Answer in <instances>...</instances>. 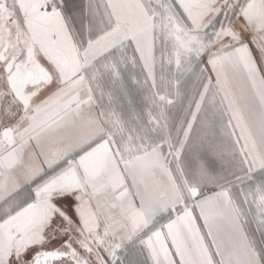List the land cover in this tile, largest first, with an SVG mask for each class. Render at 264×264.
<instances>
[{"label":"snow or ice","instance_id":"1","mask_svg":"<svg viewBox=\"0 0 264 264\" xmlns=\"http://www.w3.org/2000/svg\"><path fill=\"white\" fill-rule=\"evenodd\" d=\"M0 264H264V0H0Z\"/></svg>","mask_w":264,"mask_h":264}]
</instances>
